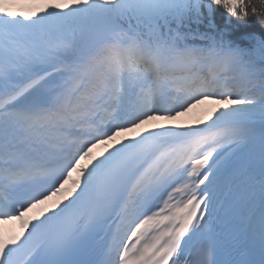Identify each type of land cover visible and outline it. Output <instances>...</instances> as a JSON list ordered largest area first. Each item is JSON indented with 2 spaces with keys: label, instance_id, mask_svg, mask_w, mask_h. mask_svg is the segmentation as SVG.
Returning a JSON list of instances; mask_svg holds the SVG:
<instances>
[{
  "label": "snow or ice",
  "instance_id": "1",
  "mask_svg": "<svg viewBox=\"0 0 264 264\" xmlns=\"http://www.w3.org/2000/svg\"><path fill=\"white\" fill-rule=\"evenodd\" d=\"M12 7L0 264H264V0Z\"/></svg>",
  "mask_w": 264,
  "mask_h": 264
},
{
  "label": "bare ground",
  "instance_id": "2",
  "mask_svg": "<svg viewBox=\"0 0 264 264\" xmlns=\"http://www.w3.org/2000/svg\"><path fill=\"white\" fill-rule=\"evenodd\" d=\"M208 115H209V113H206V111H197L193 115L192 114L191 115L186 114L185 116H182L180 118V122L188 123V124H196L199 120H202V119L206 120ZM148 126L150 127L151 125H148ZM59 201H60V198L54 199V200L52 199L50 201L48 208L50 209L52 206L57 204Z\"/></svg>",
  "mask_w": 264,
  "mask_h": 264
},
{
  "label": "trees",
  "instance_id": "3",
  "mask_svg": "<svg viewBox=\"0 0 264 264\" xmlns=\"http://www.w3.org/2000/svg\"><path fill=\"white\" fill-rule=\"evenodd\" d=\"M216 21H217V24L218 25L223 26V18H222V16H221L220 13L217 14ZM254 28L256 30H258L259 29V26L258 25H254Z\"/></svg>",
  "mask_w": 264,
  "mask_h": 264
},
{
  "label": "rangeland",
  "instance_id": "4",
  "mask_svg": "<svg viewBox=\"0 0 264 264\" xmlns=\"http://www.w3.org/2000/svg\"><path fill=\"white\" fill-rule=\"evenodd\" d=\"M31 1H33V0H31ZM35 2H39V0H35ZM56 2H60V0H56ZM17 11H23V12L27 13V11L22 10V8L17 9Z\"/></svg>",
  "mask_w": 264,
  "mask_h": 264
}]
</instances>
